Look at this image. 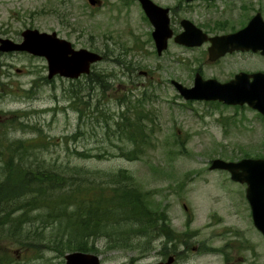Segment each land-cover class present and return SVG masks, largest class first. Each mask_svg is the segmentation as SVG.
Wrapping results in <instances>:
<instances>
[{
  "label": "rangeland",
  "instance_id": "obj_1",
  "mask_svg": "<svg viewBox=\"0 0 264 264\" xmlns=\"http://www.w3.org/2000/svg\"><path fill=\"white\" fill-rule=\"evenodd\" d=\"M100 1L94 7L86 0L22 2L33 27L55 31L73 47L105 57L91 66L88 75L74 80L5 83L0 79V130L6 129L11 138L35 137V142L45 143L40 158L51 164L70 163L102 173L123 169L132 175L137 191L149 194L145 202L163 215L167 225L156 227L154 238L135 236L140 246L132 249L107 250L105 239L98 238L97 251L91 252L101 264H152L159 260L158 251L170 250L181 252L175 264H225L226 259L232 264H264V237L253 226L244 185L231 182L222 170L208 168L213 158L264 157V120L246 105L185 100L170 83L174 79L190 87L197 71L203 78L224 81L226 72L249 61L233 55L226 63L213 65L206 60L204 47L171 45L157 55L149 35L152 28L135 0ZM156 1L170 7L177 2ZM249 1L264 18V0ZM191 15L197 21L207 17L200 11L198 17ZM253 66L262 68L264 63ZM133 100L148 119H142V129H129L140 147L131 158L125 153L135 152L134 145L119 137L115 128L122 114L134 118ZM26 125L31 127H21ZM82 151L90 156L79 155ZM9 157L0 154V165ZM168 229L170 236L165 233ZM189 234L193 238H188L185 249L176 240ZM195 241H204L205 250H190ZM49 243L53 245L33 249L19 239L4 241L0 264L10 259H14L10 264H64L68 251L61 242L56 250L54 242ZM208 246L219 253L207 251Z\"/></svg>",
  "mask_w": 264,
  "mask_h": 264
},
{
  "label": "trees",
  "instance_id": "obj_2",
  "mask_svg": "<svg viewBox=\"0 0 264 264\" xmlns=\"http://www.w3.org/2000/svg\"><path fill=\"white\" fill-rule=\"evenodd\" d=\"M137 105L133 100L134 118L122 114L115 128L119 137L134 145L135 152L125 153L131 158L140 147L129 129H142V119H148L142 108V113L138 112ZM36 132L42 134L38 128ZM34 138H11L6 129L0 130V154H10L0 165V243L19 239L36 249L42 244L45 248L53 245L51 241L55 250L61 242L66 251L91 252L97 251L98 238L105 239L104 248L110 250L140 246L135 236H156L155 229L161 224L156 211L145 202L149 194L137 191L129 172L102 173L70 163H48L40 158L47 145ZM78 154L90 156L84 151ZM10 261L14 259L2 264Z\"/></svg>",
  "mask_w": 264,
  "mask_h": 264
},
{
  "label": "water",
  "instance_id": "obj_3",
  "mask_svg": "<svg viewBox=\"0 0 264 264\" xmlns=\"http://www.w3.org/2000/svg\"><path fill=\"white\" fill-rule=\"evenodd\" d=\"M190 1V0H185ZM91 5L97 0H88ZM141 7L153 26L151 32L157 54L167 46L172 32L169 27L168 8L161 7L151 0H139ZM183 31L174 40L186 46L200 45L206 39L208 59L215 60L225 52L233 50H261L264 54V21L259 14L234 33L206 37L189 21H181ZM23 40L14 43L0 38V51L22 50L31 54L44 56L47 59L49 77L60 74L68 78H77L82 73H89L90 64L101 60L102 56L85 48L74 49L71 43L59 38L56 32H39L37 29H26L22 32ZM247 73H238L233 79L219 82L215 78L203 79L195 75L193 86L187 88L172 80L173 85L185 99L220 101L228 105L247 104L264 115V73L256 72L253 80ZM209 169L229 171L231 179L245 182L246 198L251 209L254 226L264 236V158H242L238 161H226L221 158L211 160ZM65 264H100L97 255L89 252L72 251L64 255ZM169 263V260L166 264ZM160 264V263H156Z\"/></svg>",
  "mask_w": 264,
  "mask_h": 264
},
{
  "label": "flooded vegetation",
  "instance_id": "obj_4",
  "mask_svg": "<svg viewBox=\"0 0 264 264\" xmlns=\"http://www.w3.org/2000/svg\"><path fill=\"white\" fill-rule=\"evenodd\" d=\"M23 1L24 0H0V38L9 39L14 43H20L23 40L22 32L27 28H35L28 21L29 19L27 17V12H25L22 7ZM135 1L138 3V5L140 6V10L143 13L140 2L138 0ZM152 1L160 6L169 8V26L172 31V36L168 39L167 49L171 45L188 49H198L204 47L203 49L205 50V52H207L210 45L208 40L195 47H186L175 42L174 37L183 30V26L181 25L182 19H188L189 21H191L207 36H214L233 33L243 28L256 12H260L259 10L253 11V4L249 0H177L174 7L161 5L156 0ZM179 9L182 12H179ZM199 11L204 12L207 15V17H205L202 21H197L196 18L191 15L194 14L196 15V17H198L197 13ZM236 11H241V15L237 16L238 12L234 13ZM142 19L148 23L151 29L152 26L149 21L144 18V13L142 14ZM151 30L150 38L153 42V39L151 37ZM233 55H243L242 58L244 59V61L248 60L249 63L247 64V66L242 67L235 72H226V74H224L226 80L224 81L231 79L238 72H245L250 75V81L253 80V74H255L256 72L264 73V67L260 68L257 66H253L257 63H264V54L261 53V50L253 51L249 49L227 52L223 56L217 58L214 62L210 63L215 65L217 63H220L221 60L226 63L225 60L232 57ZM48 74V65L45 57L35 56L22 50L0 51V79L2 82L53 83L54 81L63 78L59 74H55L52 77H49ZM258 116H260L264 120L263 115L258 113ZM234 183L244 185V191H246L245 184L238 182ZM246 201L248 202L247 199ZM157 221L160 224L164 223L165 225H167L165 221L161 220L160 218H158ZM165 233L170 236L169 229L168 232ZM186 238L178 236L176 240L179 245L185 244V249L187 248V244H189L188 238L191 239L193 238V236L191 237V235L189 234ZM205 244L206 243L204 241L203 243H201L200 241H195V245L192 244L193 246H190V250H192L193 252H197L202 249V247L205 250ZM208 248L209 250L207 251L209 252H213L215 254L219 253L218 250H212L210 246H208ZM168 253L169 254H165V252L158 251L159 260L155 261L154 263L165 264L167 260H169V264H175L179 261L181 252L170 250ZM225 263L232 264L228 259H226Z\"/></svg>",
  "mask_w": 264,
  "mask_h": 264
}]
</instances>
